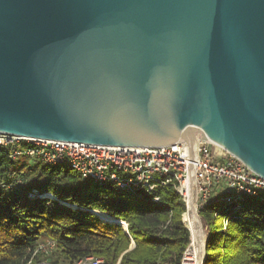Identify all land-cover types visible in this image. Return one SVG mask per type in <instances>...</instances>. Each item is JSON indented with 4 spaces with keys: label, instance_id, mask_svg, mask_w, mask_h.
Segmentation results:
<instances>
[{
    "label": "water",
    "instance_id": "obj_1",
    "mask_svg": "<svg viewBox=\"0 0 264 264\" xmlns=\"http://www.w3.org/2000/svg\"><path fill=\"white\" fill-rule=\"evenodd\" d=\"M0 133L205 141L264 179V0H0Z\"/></svg>",
    "mask_w": 264,
    "mask_h": 264
},
{
    "label": "trees",
    "instance_id": "obj_2",
    "mask_svg": "<svg viewBox=\"0 0 264 264\" xmlns=\"http://www.w3.org/2000/svg\"><path fill=\"white\" fill-rule=\"evenodd\" d=\"M28 146L0 145V264H182L190 233L173 184L147 182L128 192L82 183L69 168L10 157ZM197 218L203 264H264V199L212 202ZM48 241V254L36 251Z\"/></svg>",
    "mask_w": 264,
    "mask_h": 264
},
{
    "label": "built area",
    "instance_id": "obj_3",
    "mask_svg": "<svg viewBox=\"0 0 264 264\" xmlns=\"http://www.w3.org/2000/svg\"><path fill=\"white\" fill-rule=\"evenodd\" d=\"M20 142L29 146L13 152L11 158L26 155L47 165L69 168L82 183L99 187L113 184L119 190L128 192L139 190L141 184L147 182L173 184L185 204V213L190 204L198 215L201 208L212 202L231 204L242 201L244 197L264 199L263 178L238 158L223 150L217 151L215 146L205 141L181 142L157 148L112 147L22 139L0 133V145ZM53 248L54 243L48 241L40 244L36 251L48 254ZM188 254L189 246L183 254L182 264H185ZM100 262L89 258L87 264Z\"/></svg>",
    "mask_w": 264,
    "mask_h": 264
},
{
    "label": "bare ground",
    "instance_id": "obj_4",
    "mask_svg": "<svg viewBox=\"0 0 264 264\" xmlns=\"http://www.w3.org/2000/svg\"><path fill=\"white\" fill-rule=\"evenodd\" d=\"M183 222L190 230L189 254L185 257V264H200L205 235L200 228L197 215L191 204L189 210L183 216Z\"/></svg>",
    "mask_w": 264,
    "mask_h": 264
},
{
    "label": "rangeland",
    "instance_id": "obj_5",
    "mask_svg": "<svg viewBox=\"0 0 264 264\" xmlns=\"http://www.w3.org/2000/svg\"><path fill=\"white\" fill-rule=\"evenodd\" d=\"M214 150V149H213ZM202 232H204V235H205V231L202 229Z\"/></svg>",
    "mask_w": 264,
    "mask_h": 264
}]
</instances>
